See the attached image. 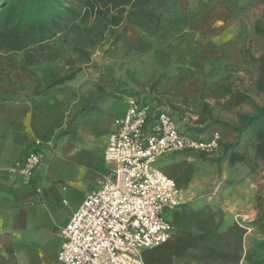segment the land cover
<instances>
[{"label": "crops", "instance_id": "1", "mask_svg": "<svg viewBox=\"0 0 264 264\" xmlns=\"http://www.w3.org/2000/svg\"><path fill=\"white\" fill-rule=\"evenodd\" d=\"M9 78L12 84L0 78V264H59L60 231L109 173L108 136L129 103L104 100L100 111L77 115L69 126L94 92L92 82L77 76L43 93L37 71L10 67ZM36 141L43 160L25 184L17 169ZM177 159L158 161L178 187L179 203L166 210L174 230L165 243L142 250V263L257 264L256 183L248 182L246 197L226 196L203 167Z\"/></svg>", "mask_w": 264, "mask_h": 264}, {"label": "rangeland", "instance_id": "2", "mask_svg": "<svg viewBox=\"0 0 264 264\" xmlns=\"http://www.w3.org/2000/svg\"><path fill=\"white\" fill-rule=\"evenodd\" d=\"M149 15L154 19L153 33L135 25L120 26L119 43L92 50L90 64L77 76L93 83L91 95L96 84L136 91L132 97L107 100L136 98L165 107L184 133L207 137L218 131L221 144L213 154L181 150L159 160L172 156L179 158L176 163L186 161L188 167H203L201 174L230 197L248 196V182L256 183L257 214L251 223L255 224L258 243L264 240L262 224L255 223L264 205V161L253 156L257 129L244 132L232 148L244 153L246 162H230L223 145L235 142L233 127L242 114H253L258 105H264V91L257 87L264 34L255 30L258 23L264 28V0H155ZM62 48L65 52L55 62L35 65L23 63L25 52H0V78H9L10 67L37 71L42 78V73L75 55L67 50L68 44ZM155 80V87L150 88ZM165 99L178 109L168 107ZM164 214L167 219L168 212ZM252 251L257 264H264V248L256 244Z\"/></svg>", "mask_w": 264, "mask_h": 264}, {"label": "built area", "instance_id": "3", "mask_svg": "<svg viewBox=\"0 0 264 264\" xmlns=\"http://www.w3.org/2000/svg\"><path fill=\"white\" fill-rule=\"evenodd\" d=\"M128 103L108 136L109 173L60 231L59 264H143V249L171 237L174 225L164 213L179 203L176 181L158 166L159 159L181 150L213 154L220 147L218 131L190 135L169 109L136 98ZM36 145L17 169L25 184L43 160L39 141Z\"/></svg>", "mask_w": 264, "mask_h": 264}, {"label": "trees", "instance_id": "4", "mask_svg": "<svg viewBox=\"0 0 264 264\" xmlns=\"http://www.w3.org/2000/svg\"><path fill=\"white\" fill-rule=\"evenodd\" d=\"M155 0H0V52H25L23 63L35 65L41 62H55L67 50L73 57L63 59V65H56L42 73V92L73 80L91 62V51L108 44L116 46L122 38L118 30L124 24L135 25L146 32H154V19L149 10ZM256 32L264 34L259 23ZM260 75L257 87L264 91V52L260 55ZM10 83V79L6 78ZM157 80L149 84L154 88ZM95 94L80 106L68 121L75 122L77 115L96 110L98 103L108 98L132 97V89H105L96 84ZM226 91L230 92L227 88ZM161 100H159L160 102ZM168 107L178 109L168 99ZM214 122H219L214 120ZM257 129V142L253 149L254 158L264 161V105H258L253 114H242L239 124L233 127L235 142L223 145L228 151L230 162H246L247 156L232 150L240 136L249 129ZM201 128L200 130H202ZM195 130V129H193ZM198 130V129H196ZM264 205L258 219L264 229ZM264 248V240L256 243Z\"/></svg>", "mask_w": 264, "mask_h": 264}]
</instances>
